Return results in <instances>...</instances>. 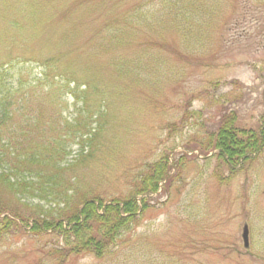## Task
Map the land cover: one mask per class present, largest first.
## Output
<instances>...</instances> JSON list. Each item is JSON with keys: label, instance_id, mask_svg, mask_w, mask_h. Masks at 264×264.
<instances>
[{"label": "rangeland", "instance_id": "obj_1", "mask_svg": "<svg viewBox=\"0 0 264 264\" xmlns=\"http://www.w3.org/2000/svg\"><path fill=\"white\" fill-rule=\"evenodd\" d=\"M176 1L0 0L1 83L40 78L62 102L47 115L63 111L99 131L65 173L78 197L124 195L145 166H171L168 185L147 196L109 252L58 263L63 238L23 228L0 235V264H264V149L231 170L211 143L224 115L253 129L264 114V0L233 15L232 0H212L211 12H187L195 25ZM234 17L236 26L223 25ZM61 71L79 85L55 77ZM78 148L70 145L65 161ZM5 195L28 214L23 200Z\"/></svg>", "mask_w": 264, "mask_h": 264}, {"label": "trees", "instance_id": "obj_2", "mask_svg": "<svg viewBox=\"0 0 264 264\" xmlns=\"http://www.w3.org/2000/svg\"><path fill=\"white\" fill-rule=\"evenodd\" d=\"M178 2L183 4L178 5ZM194 2L178 0L170 5L181 11L183 20L188 17L195 25L196 17L193 14L187 16V12H211L213 6L212 0L200 6L197 3L192 5ZM222 2L223 6L224 0ZM232 3V15L239 8L245 11L252 7L247 0H232ZM237 21L234 17L223 25L234 27ZM203 23L201 20L200 25ZM3 71L5 68L0 67V78ZM58 76L60 80L79 85L68 72H58L55 77ZM46 77L47 73H43V78ZM34 80L24 82L19 79L11 86L0 81V235L13 232L11 230L24 231L23 228L35 235L48 231L57 234L63 238L60 247L54 250L61 256L58 263L69 255L82 252L101 256L136 223L148 207L147 196L158 191L159 183L168 185L171 166L154 163L145 166L147 172L141 175L140 181L134 180L133 187L124 195L103 198L91 193L78 197L75 182L72 177L66 178L65 173L88 155L85 148L91 151L99 131L85 129L78 116L70 120L63 116V111L55 110L47 115L46 111L53 104L62 102L58 96L54 100L53 88L43 89L41 79ZM77 85L71 92L74 98H77L74 95ZM81 93L85 94V90ZM33 99L40 100L35 101L34 108ZM262 99L264 102V90ZM233 115L231 112L219 120L211 141L217 158L231 170L264 149V114L253 129L240 126ZM97 116H101L99 111ZM71 143L79 148L72 161H65ZM5 194L23 200L28 214L12 206ZM45 201L51 202L49 207H44Z\"/></svg>", "mask_w": 264, "mask_h": 264}, {"label": "water", "instance_id": "obj_3", "mask_svg": "<svg viewBox=\"0 0 264 264\" xmlns=\"http://www.w3.org/2000/svg\"><path fill=\"white\" fill-rule=\"evenodd\" d=\"M242 240H243L244 246L247 247L248 246V228H247V225L243 226Z\"/></svg>", "mask_w": 264, "mask_h": 264}]
</instances>
